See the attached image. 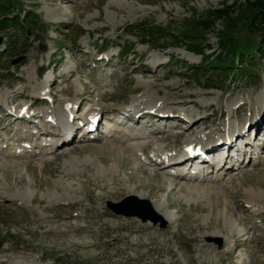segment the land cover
Returning a JSON list of instances; mask_svg holds the SVG:
<instances>
[{"label":"rangeland","instance_id":"rangeland-1","mask_svg":"<svg viewBox=\"0 0 264 264\" xmlns=\"http://www.w3.org/2000/svg\"><path fill=\"white\" fill-rule=\"evenodd\" d=\"M254 1L0 0V21L12 22L0 28V112L15 102L6 97L22 92L26 101L17 103L36 100L39 127L56 123H45L47 115L67 117L69 111L59 110L68 101L81 119L96 111L107 128L116 109L160 107L177 117L188 111L200 116L202 123L187 134L181 121L159 135H169L168 153L198 128L218 139L230 126L237 132L254 126L264 107V59L246 45L263 31L249 28ZM226 37L234 40L232 52L221 48L219 39ZM221 60L224 65L209 63ZM222 72L227 79L220 83ZM2 116L0 264H264V133L255 143L262 165L214 170L204 181L176 180L171 187L154 162L143 165L118 150L123 145L117 139H76L50 152L47 145L56 139L42 137L38 148L31 127L15 135L17 144L8 142L15 124L3 131ZM131 142L138 154L140 146L161 143ZM12 151L20 158L6 157ZM110 168L114 180L98 177V169ZM211 185L221 192L210 195ZM180 187L185 190L178 193ZM114 190H120L116 197ZM143 194L152 209L155 200L168 206L164 226L109 208Z\"/></svg>","mask_w":264,"mask_h":264},{"label":"bare ground","instance_id":"bare-ground-1","mask_svg":"<svg viewBox=\"0 0 264 264\" xmlns=\"http://www.w3.org/2000/svg\"><path fill=\"white\" fill-rule=\"evenodd\" d=\"M157 67H158L157 65L156 66L154 65L155 69H157ZM66 72H68V70H66ZM23 96L24 95L22 92H18V94L15 95L11 94L10 96L6 97L7 99L11 98V101L14 99L15 102L9 103L10 106L12 107L9 108L8 110L4 109L3 107L2 109L4 113L0 112V115L1 114L3 115L2 119L3 118H5V120L7 119L6 127L1 126V129L3 131H6L10 127H13L15 124V129H14L15 134L13 135L11 134L12 136L10 135L11 138L10 137H9L10 139L8 138L7 140L8 142L16 143L17 139H15V135L16 136L20 135L23 131H25L23 129L29 131L30 127L32 126L31 122L33 117L36 120H39V123L41 119H43V117L40 114L36 113V111L33 109L34 104H36L35 103L36 100L35 102L31 103V99H29L30 103L28 104V106L15 104L16 103L15 98L18 100L23 99L25 103L26 98ZM73 104L74 102L70 103V101L61 104L60 107L61 110H59L60 111L59 115H61L62 113L65 115L66 113H68V111L70 113L68 114L67 117L65 115L64 118L61 116L56 117L58 116V114L54 115L55 117H53L50 122H53L54 120L56 121L58 126L52 124L51 126L46 125L42 129L36 127V129H38L39 135L32 136L33 138L31 140L33 142L34 141L36 142L34 145H36L39 148L42 146V143L44 144V141L41 140L42 137L45 139L51 137L56 140H54V143L49 144L47 146L50 147V151H53L57 147V145L63 143L68 145L69 143L76 141V139H81L83 142L87 143L89 141L98 140L99 135H101V137L103 136L101 132V130L103 129L102 123H104L102 122L103 117L96 114V111H93L91 115L90 113H88V115L85 116L86 118L81 119L77 115L78 110L77 108H75V106L73 107ZM41 105H43V103ZM172 106H174V104ZM210 107L211 106H208L207 109ZM234 110L236 111L239 110V106H237ZM29 111L31 112V114L28 115ZM261 111H262L261 112L262 115L257 118V121L255 122L256 124L254 126L251 125L252 123L251 124L249 123L247 124L246 128L239 130V132L236 131V128L234 129L232 126H230L228 131L226 129L225 131L222 132V138L219 135L218 139H211L213 138V136L210 135V132L203 134L204 131L208 130L207 128L203 127L202 130L201 128H198L193 133L195 135L189 134V136L186 139L184 138L181 141L179 145L182 148L180 150L175 149L174 151H172V153L171 152L168 153L166 148L169 147L168 144L169 135L168 136L164 135L162 138L159 137V135L168 133L169 132L168 127H171V125H174L175 127L179 126L181 121H183L184 123V127L187 130L185 131V134H187L190 128L199 126L200 123H202L200 122L201 120L200 116L196 117L195 114L188 111L187 114L185 113L183 116L177 117L170 110L160 107L149 111H142L135 108L124 109V110L116 109L115 111L110 112L108 115L111 116L112 118H115V120L118 121V125H116L115 123H112L111 125L108 124V127L111 128L109 129V131L110 132L113 131V135L114 134L116 135V131L123 132L125 135L128 134V137L125 138V137L117 136L116 138H113L112 137L113 135L108 133L110 135L106 137H102V139H99V141L100 140L105 141V138L107 140H110L112 138L117 140L119 139L118 143H121L123 147L122 146L118 147L117 148L118 150H120L121 152L124 150L123 152L128 153L136 161H141L143 165L145 164V165L154 166L155 163L159 171L164 174L165 179L169 184V186L176 187L177 185L176 182H178L176 180H181V181L183 180L185 182V181H191L192 179L196 178L194 179V181H199V180L204 181V177L209 176V174H213L214 170H215L214 172L218 174V172L233 170V167L236 165H240L241 167L242 165L244 166L249 164H251L252 166L262 165L263 163L260 157L261 154L259 155L260 152L258 151L259 147H257V145L255 144L256 140L260 138L259 136L264 133V124H262L261 122L262 118L264 117V107L262 108ZM47 117L48 118H46V120L44 119V122L49 120V115H47ZM194 121L195 124H193ZM20 122H22L25 126L21 125ZM190 124H192L193 126H190ZM127 126H129L128 129ZM63 129L65 130L63 131ZM127 131H130V133H128ZM196 131L199 132L195 133ZM182 133H183L182 130L178 131V135H181ZM134 135H137L138 137ZM28 137L30 136L28 135ZM146 139L155 140L158 143L161 142L159 144L161 145L164 144V146L161 147L159 144H157L154 147L150 145L140 146L139 149L140 154H138L137 147H135L131 141H136V140L143 141ZM202 140L203 141L209 140V141L202 145L198 144L199 146L195 145V143H198L199 141L203 142ZM57 142L60 143L58 144ZM19 147H21V145ZM6 157L12 159L15 158L16 160L20 158V156L17 153H15V151L9 152V154L6 155ZM144 158L146 160H144ZM99 164L105 167L104 163L100 162ZM241 167H239L238 169H240ZM112 173H114V171L111 168L109 170H104V171L103 169H98L97 171V175L101 179L102 177H107V175L108 176L110 175V178L112 179ZM103 189L105 191V189H107L106 186L103 187ZM129 190L131 193L134 192L131 191V189ZM178 190H179L177 191L178 193L183 192L185 190V187L184 188L180 187V189ZM208 191L210 192V195L214 192H216V194L214 193V195H218L217 192L218 193L221 192L220 188L217 185L208 186ZM119 192L120 190H116V191L114 190V192H110V193L112 194L113 197H116L117 194H119ZM106 194H108V192ZM135 197L140 200L146 199L145 194ZM152 207L153 209L152 208L151 209L154 210L153 212H155L157 216L161 217L165 222L170 221V215L168 213L170 211L167 205H164L160 201L155 200L154 204H152ZM241 207L245 208L246 205H241ZM224 212H226V209ZM211 237L215 238V235H211Z\"/></svg>","mask_w":264,"mask_h":264},{"label":"trees","instance_id":"trees-1","mask_svg":"<svg viewBox=\"0 0 264 264\" xmlns=\"http://www.w3.org/2000/svg\"><path fill=\"white\" fill-rule=\"evenodd\" d=\"M251 5L254 7L255 11L252 15V18H251V21L249 23V28L250 29H257V28H263V31H262V34L260 36V38H256V37H251V39H249V43H246L247 44H250V48H248V53L251 54L250 50L252 49H255L258 53L261 54V57L264 59V0H256L254 1L253 3H251ZM215 13L217 12H213V14L215 15ZM2 23H0V28H5V26H9V24H11L12 22L8 19V18H3L2 21H0ZM8 28V27H6ZM220 41V44H221V48L224 49L226 52L227 50H230V52H232V44L234 43V40L230 37H226V38H221L219 39ZM190 49L193 51V52H197V53H200V52H203V49L201 48H197V46H192L190 47ZM255 57V56H254ZM218 58H221V56H219ZM252 62H254V60L252 59ZM211 65L212 64H218L217 66H221V65H224L223 61H216V62H209ZM214 74H216V72H213ZM239 75H244L243 74H239ZM248 75V74H247ZM214 75H211L210 78H213ZM221 76V75H219ZM217 76L216 77V80L220 83H222L223 81H226L227 79V75L224 74V72H222V76L219 77ZM246 76V75H245ZM248 77V76H247ZM249 77H252V76H249ZM214 79V78H213Z\"/></svg>","mask_w":264,"mask_h":264},{"label":"water","instance_id":"water-1","mask_svg":"<svg viewBox=\"0 0 264 264\" xmlns=\"http://www.w3.org/2000/svg\"><path fill=\"white\" fill-rule=\"evenodd\" d=\"M128 199H129V201H127V202L125 201V202H122L120 204H116V205L108 204L109 208L116 214H123L126 217H132V216L138 217L144 222L149 220V221L153 222V224H156L157 222H161L162 226L165 225V222L161 218L155 216L152 213V210L150 209V206L148 205V203L146 201H140V200H137L133 197H128L127 200ZM133 199L135 201L134 203H137V205H143V204L147 205V211L144 213L145 210L143 211L142 209L131 206V203H133L132 202ZM128 204H130V205H128ZM135 206H136V204H135ZM122 207H124L126 209H122Z\"/></svg>","mask_w":264,"mask_h":264}]
</instances>
